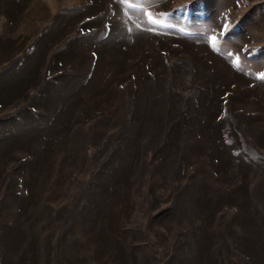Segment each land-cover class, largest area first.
<instances>
[{
  "label": "rangeland",
  "instance_id": "1",
  "mask_svg": "<svg viewBox=\"0 0 264 264\" xmlns=\"http://www.w3.org/2000/svg\"><path fill=\"white\" fill-rule=\"evenodd\" d=\"M262 73L264 0H0V264H264Z\"/></svg>",
  "mask_w": 264,
  "mask_h": 264
},
{
  "label": "snow or ice",
  "instance_id": "2",
  "mask_svg": "<svg viewBox=\"0 0 264 264\" xmlns=\"http://www.w3.org/2000/svg\"><path fill=\"white\" fill-rule=\"evenodd\" d=\"M149 19H150V21H151L152 23H156V22H157V21H156L154 18H152L151 16L149 17ZM212 39H213V42L215 43L216 38L213 37ZM234 63H236V64L238 65V63H239V57H236ZM260 78H261V79H264V73H262V74L260 75Z\"/></svg>",
  "mask_w": 264,
  "mask_h": 264
}]
</instances>
